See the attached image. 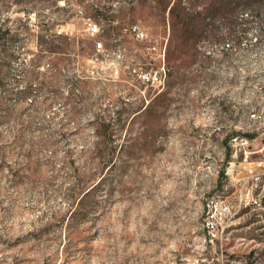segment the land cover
<instances>
[{
    "label": "rangeland",
    "instance_id": "obj_1",
    "mask_svg": "<svg viewBox=\"0 0 264 264\" xmlns=\"http://www.w3.org/2000/svg\"><path fill=\"white\" fill-rule=\"evenodd\" d=\"M262 107L264 0H0V264H264Z\"/></svg>",
    "mask_w": 264,
    "mask_h": 264
},
{
    "label": "built area",
    "instance_id": "obj_2",
    "mask_svg": "<svg viewBox=\"0 0 264 264\" xmlns=\"http://www.w3.org/2000/svg\"><path fill=\"white\" fill-rule=\"evenodd\" d=\"M92 19V18H91ZM93 20V19H92ZM89 26L97 31L101 29L100 25L96 21H89ZM129 33L137 40L144 41L148 38V32L138 23L132 24L129 28ZM150 50L156 51L158 53V56L161 58L160 65L155 69L151 71H141L139 72L138 69H134V72L140 77L142 82L146 85L151 86H163L167 79V69H166V46H160V43L158 41L152 43L151 45H148ZM103 43L101 41L96 42V49L102 50ZM115 75L120 74V70L116 68L114 70ZM251 117L254 119H264V107L259 108L258 110H255L251 113ZM237 139V137L235 138Z\"/></svg>",
    "mask_w": 264,
    "mask_h": 264
}]
</instances>
